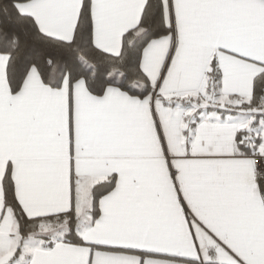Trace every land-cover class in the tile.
Instances as JSON below:
<instances>
[{"label":"snow or ice","instance_id":"snow-or-ice-1","mask_svg":"<svg viewBox=\"0 0 264 264\" xmlns=\"http://www.w3.org/2000/svg\"><path fill=\"white\" fill-rule=\"evenodd\" d=\"M0 264H264V0H0Z\"/></svg>","mask_w":264,"mask_h":264}]
</instances>
